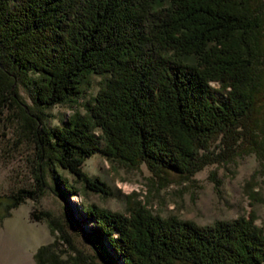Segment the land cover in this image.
<instances>
[{
	"label": "trees",
	"instance_id": "trees-1",
	"mask_svg": "<svg viewBox=\"0 0 264 264\" xmlns=\"http://www.w3.org/2000/svg\"><path fill=\"white\" fill-rule=\"evenodd\" d=\"M90 73L108 77L86 113L44 127L43 108L79 96ZM18 84L33 106H18ZM8 104L20 109L39 157L93 192L110 193L82 168L96 151L144 163L160 179L189 178L264 143V0H0V109ZM53 184L62 195L77 192L54 174ZM31 196L11 195L0 220ZM78 213L92 222L84 235L106 264H264L254 209L204 225L143 205L123 214L90 204ZM50 229L73 254L63 257L53 240L38 246L35 264L89 261L62 225Z\"/></svg>",
	"mask_w": 264,
	"mask_h": 264
},
{
	"label": "rangeland",
	"instance_id": "rangeland-1",
	"mask_svg": "<svg viewBox=\"0 0 264 264\" xmlns=\"http://www.w3.org/2000/svg\"><path fill=\"white\" fill-rule=\"evenodd\" d=\"M107 77L90 73L82 79L79 96L43 108V126L49 129L62 125L75 112L85 114L87 101L95 97ZM17 91L19 107L33 106L27 87L18 84ZM19 110L15 104L0 109V213H5L10 196L18 191H29L32 196L11 208L9 215L0 220V264H35L38 246L58 240V230L52 234L50 225L53 228L62 225L73 245L88 257L90 262L80 264H106L95 255L84 235L92 222L78 213L82 206L90 204L123 214L143 205L153 214L175 215L201 225L232 220L254 209L255 223L264 230V202L253 201L246 193V189L252 188L264 200V143L257 150L239 151L228 161L209 163L189 178L173 176L167 180L151 175L144 163L130 166L96 151L84 160L82 168L89 177H98L107 184L110 193L104 195L87 189L55 161L39 157V145L26 132ZM261 112L264 121V108ZM94 132L100 134L99 129ZM103 145L100 138L99 147ZM211 149L214 153L219 151L217 144ZM53 174L64 178L77 190L76 194L57 193ZM45 214L52 219L51 223L37 219ZM56 248L63 257L73 254L59 240Z\"/></svg>",
	"mask_w": 264,
	"mask_h": 264
}]
</instances>
